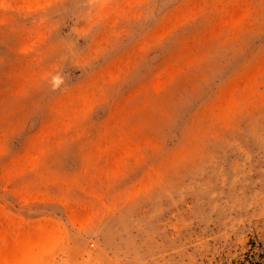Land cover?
<instances>
[{"label":"rangeland","instance_id":"374dc122","mask_svg":"<svg viewBox=\"0 0 264 264\" xmlns=\"http://www.w3.org/2000/svg\"><path fill=\"white\" fill-rule=\"evenodd\" d=\"M0 264H264V0H0Z\"/></svg>","mask_w":264,"mask_h":264}]
</instances>
